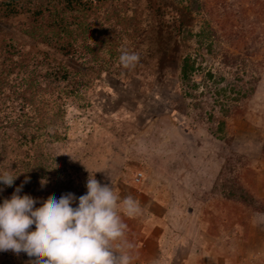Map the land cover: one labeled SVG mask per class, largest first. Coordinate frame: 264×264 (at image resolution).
<instances>
[{"label": "rangeland", "instance_id": "rangeland-1", "mask_svg": "<svg viewBox=\"0 0 264 264\" xmlns=\"http://www.w3.org/2000/svg\"><path fill=\"white\" fill-rule=\"evenodd\" d=\"M118 1L130 14L143 12L125 47L139 54L134 67L118 58L94 69L0 21L22 46L81 74L80 97L57 100L67 114L51 133L61 141L33 146L46 185H23L20 194L37 199V208L49 196H82L86 166L143 210L122 216L131 264H264V0ZM187 57L194 70L184 78ZM21 140L15 129L0 131V167H13ZM238 176L246 177L244 192L254 190L252 203L225 202L224 180ZM24 179L0 183V203ZM140 245L149 258L135 251ZM30 259L0 252V264Z\"/></svg>", "mask_w": 264, "mask_h": 264}, {"label": "trees", "instance_id": "trees-1", "mask_svg": "<svg viewBox=\"0 0 264 264\" xmlns=\"http://www.w3.org/2000/svg\"><path fill=\"white\" fill-rule=\"evenodd\" d=\"M138 11L139 8L130 14L118 0L0 1L1 22L94 69L95 65L104 69L109 61L118 59L128 39L136 37L143 17V12ZM193 70L187 57L183 77L188 78ZM79 76L81 74L49 54L36 48L27 49L0 31V131L12 128L21 134L20 156L12 168H15L14 174L30 178L25 186L41 185L38 178L45 173L33 165L36 164L32 157L33 146L61 141L58 132L51 133L61 126L67 114L57 100L64 95L80 97ZM7 87L10 94L6 95ZM54 93H58L56 99ZM230 162V158L225 160L226 165ZM242 178L246 177L238 176L232 183L224 180L225 202L238 196L242 203H252L249 192L254 190L244 192L245 186L239 183ZM254 184L249 180L246 185L251 189Z\"/></svg>", "mask_w": 264, "mask_h": 264}, {"label": "clouds", "instance_id": "clouds-1", "mask_svg": "<svg viewBox=\"0 0 264 264\" xmlns=\"http://www.w3.org/2000/svg\"><path fill=\"white\" fill-rule=\"evenodd\" d=\"M138 61V53L121 50L119 63L124 68ZM85 169L86 194L49 196L38 208L37 199L20 194L30 182L25 176L11 197L0 203V252H23L31 258L28 264H131L127 249L132 245L125 240L128 226L122 216L134 218L143 210L131 196L121 200L112 183L102 185L95 178L97 171ZM19 175L11 166L0 167V183L6 187L13 186ZM46 183L42 179L41 187Z\"/></svg>", "mask_w": 264, "mask_h": 264}, {"label": "crops", "instance_id": "crops-1", "mask_svg": "<svg viewBox=\"0 0 264 264\" xmlns=\"http://www.w3.org/2000/svg\"><path fill=\"white\" fill-rule=\"evenodd\" d=\"M215 223H217V220L215 221ZM136 237H138V236H136ZM140 239H138V241H137V243H139L140 244ZM203 241V240H202ZM153 243H155L154 241H153ZM204 242H201L200 243V246L201 247H204ZM143 246V245H142ZM141 245L140 246H135L134 248H135V251H138V250H141V252L140 253H138V254H140V257L141 258H144V259H147V258H149V254H146V252H145V250L143 249V247H142ZM145 254V255H144Z\"/></svg>", "mask_w": 264, "mask_h": 264}, {"label": "built area", "instance_id": "built-area-1", "mask_svg": "<svg viewBox=\"0 0 264 264\" xmlns=\"http://www.w3.org/2000/svg\"><path fill=\"white\" fill-rule=\"evenodd\" d=\"M142 177V173L138 174V177L136 178V182H140Z\"/></svg>", "mask_w": 264, "mask_h": 264}]
</instances>
